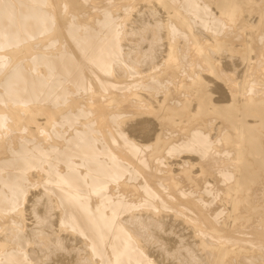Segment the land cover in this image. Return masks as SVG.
<instances>
[{"label":"bare ground","instance_id":"6f19581e","mask_svg":"<svg viewBox=\"0 0 264 264\" xmlns=\"http://www.w3.org/2000/svg\"><path fill=\"white\" fill-rule=\"evenodd\" d=\"M0 264H264V0H0Z\"/></svg>","mask_w":264,"mask_h":264}]
</instances>
